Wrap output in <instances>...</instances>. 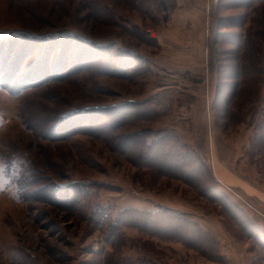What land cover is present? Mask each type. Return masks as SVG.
I'll return each mask as SVG.
<instances>
[{
    "label": "rangeland",
    "instance_id": "1",
    "mask_svg": "<svg viewBox=\"0 0 264 264\" xmlns=\"http://www.w3.org/2000/svg\"><path fill=\"white\" fill-rule=\"evenodd\" d=\"M158 1L0 0V264H264V1ZM161 207L204 254L118 218Z\"/></svg>",
    "mask_w": 264,
    "mask_h": 264
},
{
    "label": "trees",
    "instance_id": "2",
    "mask_svg": "<svg viewBox=\"0 0 264 264\" xmlns=\"http://www.w3.org/2000/svg\"><path fill=\"white\" fill-rule=\"evenodd\" d=\"M164 1L165 0H159L156 5L163 10H168V6ZM225 6L230 7L229 5ZM247 42H249V39L247 40ZM238 47L239 52L244 50L245 47L243 44V40L240 41ZM249 47L251 46L249 45ZM17 58H19V56H16L15 64ZM241 68L242 64L239 65V62L237 61L236 68L232 69L233 76L235 78H237V76L239 75L238 70H240ZM137 110V108H133L131 111H124V115H122V119L119 121V123L128 119L129 115L132 116L135 113L136 117H139L142 114L143 117L147 115V113L145 112L137 113ZM259 128L262 130V138H264V118ZM147 136L148 135L140 134H135L134 137L132 135H125L124 137H121L117 140L116 146L120 150L126 152V154L129 153V156H131L132 154L134 156V161L138 164L156 168L158 167L160 168V170L165 172L171 170L170 168H168V165L172 167H175L176 164L179 165L177 159L183 157L184 154L179 152L177 150V147H174V145H168L166 141H161L158 137L148 139ZM261 143L264 144V141H261ZM165 160H169V162L166 163ZM121 211L123 212L118 215L119 220H121L120 222H129L131 224H134L135 226L144 228H146L145 226H147V228H150V230H153V232H156L157 234H162V236H169L171 238L181 240L187 246L195 248L196 250L204 254V245L207 242L208 236L197 225H195L193 221L188 220L186 217L181 216L166 207H161L154 213H149L148 211L137 209H134L133 211L122 209Z\"/></svg>",
    "mask_w": 264,
    "mask_h": 264
},
{
    "label": "built area",
    "instance_id": "3",
    "mask_svg": "<svg viewBox=\"0 0 264 264\" xmlns=\"http://www.w3.org/2000/svg\"><path fill=\"white\" fill-rule=\"evenodd\" d=\"M243 200V199H242Z\"/></svg>",
    "mask_w": 264,
    "mask_h": 264
}]
</instances>
